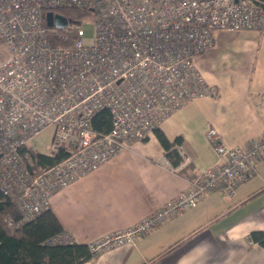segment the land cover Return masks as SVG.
Wrapping results in <instances>:
<instances>
[{"label":"built area","instance_id":"2783aa9c","mask_svg":"<svg viewBox=\"0 0 264 264\" xmlns=\"http://www.w3.org/2000/svg\"><path fill=\"white\" fill-rule=\"evenodd\" d=\"M73 7L85 14L65 26H48L45 12ZM94 21L86 45L80 23ZM264 30L262 0H0V191L16 207V228L49 206L50 197L97 168L119 150L153 132L182 103L213 88L194 57L213 43V30ZM73 34L68 44L50 35ZM264 99V92L259 93ZM102 109L110 127L98 130ZM54 124L51 165L32 162L30 139ZM206 136L218 160L201 169L188 187L155 211L86 243L95 256L195 205L210 190L233 196L264 159V132L243 146L229 145L210 126ZM177 151L188 160L180 144ZM72 240L66 231L50 242Z\"/></svg>","mask_w":264,"mask_h":264},{"label":"crops","instance_id":"0c3cea01","mask_svg":"<svg viewBox=\"0 0 264 264\" xmlns=\"http://www.w3.org/2000/svg\"><path fill=\"white\" fill-rule=\"evenodd\" d=\"M236 29L233 36L247 64L236 62L233 71L217 68L222 53L212 48L213 36L212 45L193 62L214 92L182 103L158 125L168 139L181 137L188 160L180 156L179 164L172 165L151 132L50 197L48 208L72 241L86 244L123 228L183 192L201 169L218 160L206 136L210 126L229 145L243 146L264 132V99L259 95L264 92V30ZM255 168L233 196L210 190L133 242L81 264H264V247L249 236L264 230V159Z\"/></svg>","mask_w":264,"mask_h":264},{"label":"trees","instance_id":"16d2710c","mask_svg":"<svg viewBox=\"0 0 264 264\" xmlns=\"http://www.w3.org/2000/svg\"><path fill=\"white\" fill-rule=\"evenodd\" d=\"M264 1V0H262ZM70 21L78 20L84 12L73 7L54 9ZM74 35H50L54 44H68ZM111 116L107 109H102L93 118V125L98 130L110 127ZM165 150V155L172 165L179 164L181 157L176 145L181 137L168 139L165 133L156 126L153 130ZM145 138V137H144ZM65 155L63 151L55 155L44 152L32 153V162L36 166L51 165ZM19 220L16 207L0 191V264H81L92 257L84 243L72 240L50 242L52 237L63 231L62 226L50 208L40 212L35 218L11 228L8 219ZM251 241L264 247V230H253L249 234Z\"/></svg>","mask_w":264,"mask_h":264},{"label":"rangeland","instance_id":"374dc122","mask_svg":"<svg viewBox=\"0 0 264 264\" xmlns=\"http://www.w3.org/2000/svg\"><path fill=\"white\" fill-rule=\"evenodd\" d=\"M80 26L83 29V35L81 36L83 43L86 45L92 44L94 37V21L92 20V18H87L80 23ZM236 30L238 29L213 30L215 42L213 43L212 48L217 49L216 52L221 51L222 53L221 58L217 62V68H230V70L233 71L234 63L237 62L240 65L247 64L248 61L245 59L246 55L241 51L242 48L240 47V44L233 36ZM230 75L235 76L233 72ZM54 129V124H49L43 127L36 135H34L30 139L29 146L35 151L46 152L48 150L47 146L51 142Z\"/></svg>","mask_w":264,"mask_h":264},{"label":"water","instance_id":"95a60500","mask_svg":"<svg viewBox=\"0 0 264 264\" xmlns=\"http://www.w3.org/2000/svg\"><path fill=\"white\" fill-rule=\"evenodd\" d=\"M44 18H45V23L48 26L54 25L57 27L65 26L68 20L67 17L64 16L63 14L54 13L52 11L45 12Z\"/></svg>","mask_w":264,"mask_h":264}]
</instances>
